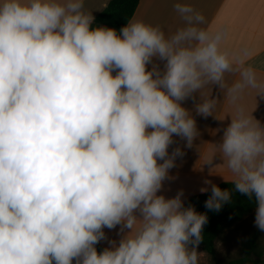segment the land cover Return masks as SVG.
<instances>
[{"label":"clouds","instance_id":"9594fccd","mask_svg":"<svg viewBox=\"0 0 264 264\" xmlns=\"http://www.w3.org/2000/svg\"><path fill=\"white\" fill-rule=\"evenodd\" d=\"M174 7L186 26L166 36L141 20L94 26L85 0H0V264H199L207 215L160 193L183 155L174 136L197 135L183 102L232 63L224 32ZM219 149L264 232V125L233 118ZM205 184L206 208L232 199Z\"/></svg>","mask_w":264,"mask_h":264},{"label":"crops","instance_id":"0c3cea01","mask_svg":"<svg viewBox=\"0 0 264 264\" xmlns=\"http://www.w3.org/2000/svg\"><path fill=\"white\" fill-rule=\"evenodd\" d=\"M109 1L85 0V9L95 17ZM177 2L189 4L203 14L205 21L200 27L225 33L220 48L228 53L232 63V70L225 72L221 82L206 84L183 102L196 121L197 135L191 147L186 140L174 136L169 153L179 148L183 155L175 157V166L169 170L160 194L171 198L182 191L185 204L191 197L201 194V188L211 190L206 180L215 185L232 181L219 149L223 130L231 120L242 114L264 125V0H139L130 21L159 25L166 36H170L186 26L174 7ZM244 69L251 70L252 83L241 75ZM237 83L242 87L230 92ZM205 101L213 102L208 116L197 112V105ZM119 229V225L112 230L104 229L108 239L100 244L105 248L108 240L118 241Z\"/></svg>","mask_w":264,"mask_h":264},{"label":"trees","instance_id":"16d2710c","mask_svg":"<svg viewBox=\"0 0 264 264\" xmlns=\"http://www.w3.org/2000/svg\"><path fill=\"white\" fill-rule=\"evenodd\" d=\"M139 0H110L108 4L95 16L94 26L104 25L119 30L127 24L134 15ZM221 189L233 190L231 181L220 183ZM211 190L191 197L184 205L194 206L198 213L207 215V223L203 227V241L199 246L209 255L216 254V241L226 228L240 223L245 216L255 212L254 203L246 197L235 193L233 190L232 199L223 203L219 211L206 208L205 202L210 197ZM257 246V232H253L243 243V256L231 261V264H257L264 262V259H254L252 254ZM97 250L101 251L104 247L99 243Z\"/></svg>","mask_w":264,"mask_h":264},{"label":"rangeland","instance_id":"374dc122","mask_svg":"<svg viewBox=\"0 0 264 264\" xmlns=\"http://www.w3.org/2000/svg\"><path fill=\"white\" fill-rule=\"evenodd\" d=\"M254 218L255 212H252L245 216L240 223L226 228L216 241L214 257L198 246L199 264H231V261L243 256V243L253 232H257V246L252 257L264 259V232L256 228ZM257 264H264V262Z\"/></svg>","mask_w":264,"mask_h":264}]
</instances>
